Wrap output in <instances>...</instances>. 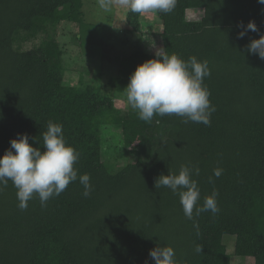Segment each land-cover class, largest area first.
<instances>
[{
    "label": "trees",
    "instance_id": "obj_1",
    "mask_svg": "<svg viewBox=\"0 0 264 264\" xmlns=\"http://www.w3.org/2000/svg\"><path fill=\"white\" fill-rule=\"evenodd\" d=\"M84 2L0 0V156L18 133L44 151L49 121L62 125L66 144L79 153L77 180L46 207L34 196L22 211L12 182L0 186V264H154L149 250L164 245L180 264H233L224 236L235 238V256L264 264V59L247 50L264 35V4L176 0L173 11H155L160 48L185 61H208L211 74L203 83L216 110L205 126L176 115L146 123L131 107L117 109L98 88L67 82L58 31L68 28L80 39ZM187 10L203 15L190 21ZM140 15L127 9L128 30L140 44L107 82L119 96L136 66L157 58L142 40ZM249 21L258 31L238 39L244 28L237 25ZM37 39V46L22 48ZM107 134L133 160H103ZM181 165L200 169L192 176L200 188L198 206L218 192V213L194 210L189 220L178 195L155 187L161 174H178ZM216 168L223 170L219 178ZM85 173L93 189L88 197L79 183Z\"/></svg>",
    "mask_w": 264,
    "mask_h": 264
},
{
    "label": "clouds",
    "instance_id": "obj_2",
    "mask_svg": "<svg viewBox=\"0 0 264 264\" xmlns=\"http://www.w3.org/2000/svg\"><path fill=\"white\" fill-rule=\"evenodd\" d=\"M113 2L98 0L99 8L110 11ZM115 3L137 14L150 11L166 14L173 11L176 0H115ZM259 3L264 4V0H259ZM237 27L244 28L237 33L238 39H242L248 30L258 31L252 21L246 27L242 23ZM247 50L264 59V35L250 41ZM155 55L157 58L137 65L130 74L124 88L127 104L146 123L152 122L154 116L176 115L184 118V123L191 121L210 126L211 115L216 109L210 103V92L203 83L204 78L211 74L208 61H199L195 56L185 61L163 48ZM17 137L9 141L10 148L0 156V186L6 187L9 180L12 182L18 208L22 211L27 209L28 201L34 196L39 198L42 207H46L49 199L59 196L71 182L77 180L74 165L79 160V153L66 144L62 125L52 121L48 122L47 130L42 134L44 151L29 144L26 134L18 133ZM222 172L221 168H216L213 175L219 178ZM199 174L198 167L181 165L178 174H161L155 182V187H167L179 196L183 213L189 220L193 219L194 210L196 215L207 211L213 214L219 212L218 192L215 190L204 197L202 206H198L201 193L192 176ZM90 179L87 173L79 176L84 197H88L93 190ZM209 182H212L211 177ZM201 248L197 246L196 251L201 252ZM149 256L154 264H180L170 246L150 249Z\"/></svg>",
    "mask_w": 264,
    "mask_h": 264
},
{
    "label": "rangeland",
    "instance_id": "obj_3",
    "mask_svg": "<svg viewBox=\"0 0 264 264\" xmlns=\"http://www.w3.org/2000/svg\"><path fill=\"white\" fill-rule=\"evenodd\" d=\"M127 9L113 2L110 11L105 12L99 8L98 0H85L84 13L86 26L80 34V39L74 38L71 30L63 29L58 32V40L64 51L63 66L66 70L65 77L69 84H76L80 79L84 84L98 88L102 95L113 97L116 108L127 110L126 95L119 96L107 84L110 77L118 71L120 59L135 51L140 44V36L128 30L125 16ZM203 15L201 10H187L186 19L199 21ZM142 40L148 44L152 52H157L160 43L155 38V33L161 31V22L155 11L141 13ZM154 34V35H153ZM41 39L25 43L22 48L30 49L37 46ZM110 134H107L102 148V159L111 161L118 159V164L127 163L132 156L115 146ZM112 145V146H111ZM111 146V148H110ZM223 243L226 252L231 256L233 264H253L251 257H238L234 255L235 238L224 236Z\"/></svg>",
    "mask_w": 264,
    "mask_h": 264
}]
</instances>
